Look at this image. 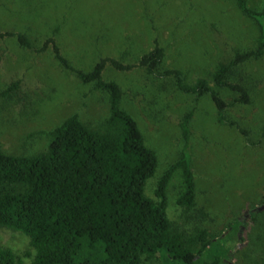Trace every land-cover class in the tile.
Instances as JSON below:
<instances>
[{"label": "rangeland", "instance_id": "1", "mask_svg": "<svg viewBox=\"0 0 264 264\" xmlns=\"http://www.w3.org/2000/svg\"><path fill=\"white\" fill-rule=\"evenodd\" d=\"M247 5L260 10L263 0H247ZM8 30L24 33L30 46L16 36L0 37V146L5 152L45 150L52 130L73 114L90 126L110 114L108 93L66 69L49 38L85 71L103 57L133 64L120 70L108 63L102 76L120 85L119 105L134 116L157 154L146 194L156 196L160 178L185 149L194 173L195 206L189 210L177 204L182 188L177 167L166 187L170 219L187 233L198 229L219 236V247L229 249L225 264H261L264 56L240 64L229 77L246 86L248 103L237 101L238 92L217 86L213 78L220 62L255 47L260 34L237 0H0V31ZM155 44L163 46L165 56L157 72L149 73L138 63ZM168 68L181 69L189 83L205 78L228 103L225 120L210 93L183 92L173 77L159 74ZM14 81L18 87L3 93ZM189 110L186 140L181 121ZM237 221L238 229L231 231ZM0 246L20 255V264L31 263L35 254L28 235L6 227H0ZM143 264L164 263L157 254Z\"/></svg>", "mask_w": 264, "mask_h": 264}, {"label": "trees", "instance_id": "2", "mask_svg": "<svg viewBox=\"0 0 264 264\" xmlns=\"http://www.w3.org/2000/svg\"><path fill=\"white\" fill-rule=\"evenodd\" d=\"M237 4L257 22L260 34L255 47L237 50L231 59L220 62L213 78L217 86L238 92L237 101L248 103L246 86L229 77L235 67L264 56V0L260 10L249 7L247 0H237ZM5 36H16L22 45L30 46L24 33L0 31V37ZM49 40L66 69L108 93L110 114L97 126L83 122L77 114L67 117L52 130L47 148L32 155L10 154L0 146V227L29 236L35 250L29 264H143L157 254L164 264H225L229 249L219 247V236L198 229L187 233L168 215L166 187L177 167L182 170L177 204L189 210L195 206L194 173L185 149L160 178L156 196L146 194L147 180L158 167L157 154L146 144L134 116L119 105L120 85L102 76L108 63L120 70L131 69L133 64L103 57L85 71L61 54L53 37ZM164 56L163 46L155 44L138 64L156 73ZM159 74L173 77L183 92L210 93L220 120H225L228 103L205 78L189 83L179 68ZM18 85L12 82L3 93ZM192 115L189 110L181 121L186 140ZM22 261L11 248L0 246V264Z\"/></svg>", "mask_w": 264, "mask_h": 264}]
</instances>
